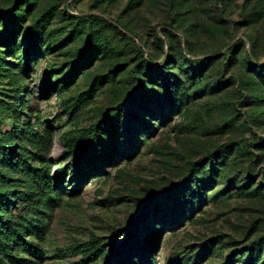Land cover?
<instances>
[{
	"label": "rangeland",
	"instance_id": "rangeland-1",
	"mask_svg": "<svg viewBox=\"0 0 264 264\" xmlns=\"http://www.w3.org/2000/svg\"><path fill=\"white\" fill-rule=\"evenodd\" d=\"M261 65L264 0H0L7 263L103 264L133 227L140 264H264Z\"/></svg>",
	"mask_w": 264,
	"mask_h": 264
},
{
	"label": "trees",
	"instance_id": "trees-1",
	"mask_svg": "<svg viewBox=\"0 0 264 264\" xmlns=\"http://www.w3.org/2000/svg\"><path fill=\"white\" fill-rule=\"evenodd\" d=\"M15 7H10L5 12H14ZM85 21H90L91 18H84ZM191 70L196 71L197 64L191 63L190 64ZM259 70H264V66H258ZM138 94L133 95L134 99H136ZM96 145V146H95ZM17 147H14V145H8L7 151H8V160L11 161L12 156L16 154ZM79 149L81 152V157H84L86 160H101L103 164H110L114 162L115 158L113 157V153L106 152V149L101 148L100 145H98L94 140L81 142L79 144ZM49 193L43 194L44 198L48 196ZM162 195L168 197L172 195V191H163ZM153 207L158 209L160 207V204L158 201H156L155 198H152L150 200ZM4 204V200H1V206ZM33 228V223L31 222V218H26L21 220L19 223H15L13 225H9L7 221L5 220L4 216H0V264H8L7 260L8 257L13 250V246L16 242L24 240V233L29 232ZM137 230L133 229V227H130L126 230V238L123 241L121 248L118 250H115L111 254H107L105 256V260L103 264H109L111 263L116 255L124 248H127L128 252L124 260L122 261V264H140L139 260L135 259V257L132 255V252H134V246H138V239L136 236ZM141 249V251H140ZM138 251H140V259L147 258L150 260L151 250L146 245H143V247H139ZM134 257V258H133Z\"/></svg>",
	"mask_w": 264,
	"mask_h": 264
}]
</instances>
